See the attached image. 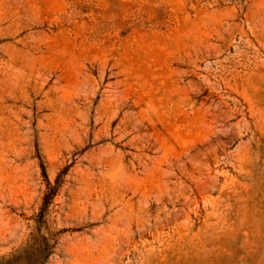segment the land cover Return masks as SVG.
Here are the masks:
<instances>
[{
	"label": "rangeland",
	"instance_id": "obj_1",
	"mask_svg": "<svg viewBox=\"0 0 264 264\" xmlns=\"http://www.w3.org/2000/svg\"><path fill=\"white\" fill-rule=\"evenodd\" d=\"M0 264H264V0H0Z\"/></svg>",
	"mask_w": 264,
	"mask_h": 264
},
{
	"label": "trees",
	"instance_id": "obj_2",
	"mask_svg": "<svg viewBox=\"0 0 264 264\" xmlns=\"http://www.w3.org/2000/svg\"><path fill=\"white\" fill-rule=\"evenodd\" d=\"M53 192V190L51 191V193L50 194H48L47 196H46V199H45V206H48L49 204H50V201H52V199H53V196H54V192Z\"/></svg>",
	"mask_w": 264,
	"mask_h": 264
}]
</instances>
